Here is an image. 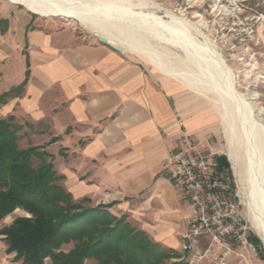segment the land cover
Instances as JSON below:
<instances>
[{
    "label": "crops",
    "instance_id": "0c3cea01",
    "mask_svg": "<svg viewBox=\"0 0 264 264\" xmlns=\"http://www.w3.org/2000/svg\"><path fill=\"white\" fill-rule=\"evenodd\" d=\"M16 87L21 90L1 107L0 119L14 116L24 125L23 138L33 144L46 138L42 146L60 144L61 156H78L80 200L95 199L114 214L158 210L150 215L164 223L185 217L187 231L189 202L163 176L162 164L186 146L179 135L189 127L181 100L142 63L73 27L41 28L22 11L3 8L0 95ZM169 224L141 230L174 247L178 238ZM6 249L0 237V264H20Z\"/></svg>",
    "mask_w": 264,
    "mask_h": 264
},
{
    "label": "rangeland",
    "instance_id": "374dc122",
    "mask_svg": "<svg viewBox=\"0 0 264 264\" xmlns=\"http://www.w3.org/2000/svg\"><path fill=\"white\" fill-rule=\"evenodd\" d=\"M79 1L84 0H76V2ZM141 1L155 3L157 6H160V9L155 8V10L149 6L150 8H145L144 12H140L138 14H147L152 18L164 17V21L170 22L171 19L167 17V12H170L175 16L187 20V22L191 24L189 28L187 27L189 37L199 45L204 44V48L200 45L202 47L201 49H218L217 51L222 54L227 62V65L230 67L231 71H233V78L238 92L252 104L256 115H258L256 118L264 125V0ZM139 2L140 0H133V5H138ZM3 8H5L6 11H22L24 14L31 16L33 21L41 28L51 25L70 26L77 29L82 34L97 38L95 31L85 27L80 22L75 20L61 17H39L26 10L23 6L10 3L8 0H0V11H2ZM137 8L138 7H136V9ZM132 34L134 37H138L143 42L149 41L153 48H156V51L164 55V61H166V65L169 68L174 70L177 69V71L183 70L189 73L193 71L197 72V69L190 63L189 57H187L188 55L181 49L155 41L150 37V35L144 32H141V34ZM110 43L116 42L110 41ZM126 54L142 63L151 74L165 83L167 89L172 90L176 94L177 98L181 100L184 119L187 120V122L186 120H184V122L189 129H185L187 132L183 129L184 132L182 131V133L185 134H180L179 138H181L180 136L185 135L184 138L186 137L202 154L222 158L223 160V166H220L218 163V169L223 172L224 177L230 183L232 192L234 194H238L240 197L242 210L245 215L250 234L256 238L263 252L262 259L257 251V256H250L247 253L248 261L243 260L239 256H234L229 260L228 264H264V238L256 229L252 217V207L257 203L258 195L256 190H254L250 184L251 177H249L250 175L248 176L247 173L246 168L248 163L243 153L244 142L241 134H239L240 137L238 138L239 141L237 142V149L233 148L236 156H238L237 160L240 164L239 175L235 169L236 159L233 160L232 157L235 155L230 153L231 145L227 137L226 122L223 118V108L222 106L220 107L221 103L219 98L214 95L195 93L188 89L181 80L173 79L162 74L157 66L152 65L145 57L130 50H127ZM19 90H21L20 87L12 88L9 93L15 94ZM5 94L8 93H3L2 95ZM15 122L21 128L19 133L20 148L27 149L33 146L41 148V152L44 151L50 155H53L52 153H59L60 156H44V160L47 163L52 162L55 170L60 175L64 174L67 176L61 183L68 190L73 191L74 199L76 201H83L84 199L80 200L77 188L79 181L82 179L78 175V156H61L63 149H59V146L61 147L60 144H56L55 146L46 144L45 146H42V143H46L44 142L46 138L36 139V141H34L35 144H33V142H30L28 138H23L25 134L23 123L17 120ZM189 124L192 125L189 126ZM240 142L243 144L241 145ZM40 163L41 159H34L33 161L34 166H37ZM68 170L71 172H68ZM163 176L165 175L163 174ZM243 181H245V184ZM96 202L97 201L94 199L91 203L84 202V205L96 207ZM114 210L115 208L113 211ZM156 211L158 210H136L132 208L128 209V211L124 214L129 217L128 221L138 229H141L142 227H150L161 230L162 228H165V226L171 225L169 223H173L175 227L174 235L178 238L177 245L174 247H169L168 245L164 246L175 249L182 257V260H185L190 264H214L209 258L200 259L199 255L195 256L181 251L180 244L183 241V235L187 232L186 231L183 234L185 231V217H172L169 222L164 223L150 215V213H156ZM23 215L26 214L19 209L4 222L8 223L15 217ZM115 215L118 217L123 216L117 212ZM262 215H264L263 212ZM4 222L0 224V229L6 226ZM72 248L73 244H69L65 245L63 250L69 251ZM204 249L205 246H200V251H203ZM46 262L47 264L52 263L49 259ZM170 262H176V260L169 261V264ZM86 264H96V262L89 260Z\"/></svg>",
    "mask_w": 264,
    "mask_h": 264
},
{
    "label": "trees",
    "instance_id": "16d2710c",
    "mask_svg": "<svg viewBox=\"0 0 264 264\" xmlns=\"http://www.w3.org/2000/svg\"><path fill=\"white\" fill-rule=\"evenodd\" d=\"M26 81L21 86L24 87ZM0 96V109L11 97ZM16 117L0 119V224L17 210L15 217L0 229L7 254H15L20 264H190L173 248L154 241L144 230L134 227L128 216L118 217L106 205L85 206L89 199L76 201L61 183L52 162L53 156L39 147L21 149V131ZM43 148V147H42ZM53 158V157H52ZM34 159H41L37 166ZM223 166L222 158H217ZM250 241L263 252L256 238ZM73 244L69 251L65 245Z\"/></svg>",
    "mask_w": 264,
    "mask_h": 264
},
{
    "label": "bare ground",
    "instance_id": "6f19581e",
    "mask_svg": "<svg viewBox=\"0 0 264 264\" xmlns=\"http://www.w3.org/2000/svg\"><path fill=\"white\" fill-rule=\"evenodd\" d=\"M8 1L23 6L39 17H61L78 21L95 31L97 35L109 41H115L124 50H130L145 57L152 65L157 66L162 74L181 80L191 91L218 97L220 107L223 108L227 137L231 145L230 153L235 155L232 157L233 160L236 159L235 169L239 175L240 164L233 148L237 149L239 134L244 142L243 153L248 163L247 173L251 177L250 184L258 195L257 203L252 207L253 222L264 238V215H262V212L264 214V125L256 118L258 115L252 104L238 92L233 71L222 54L217 51L218 49L210 48L209 50L206 47L208 50L201 49L204 44L200 46L189 37L187 27L189 28L191 24L187 20L170 12H167L170 22L164 21V17L152 18L147 14H138L144 12L145 8L160 9V6L155 3L141 0L138 5H133V0ZM141 32L150 35L155 41L184 51L197 72L189 73L169 68L164 61V55L156 51L149 41L143 42L132 34H141Z\"/></svg>",
    "mask_w": 264,
    "mask_h": 264
},
{
    "label": "built area",
    "instance_id": "2783aa9c",
    "mask_svg": "<svg viewBox=\"0 0 264 264\" xmlns=\"http://www.w3.org/2000/svg\"><path fill=\"white\" fill-rule=\"evenodd\" d=\"M184 136L180 139L186 146L162 164V173L190 205L181 251L209 258L214 264H228L234 256L248 261L247 253L257 256L240 197L218 169L217 158L202 154ZM200 246L205 249L200 251Z\"/></svg>",
    "mask_w": 264,
    "mask_h": 264
},
{
    "label": "water",
    "instance_id": "95a60500",
    "mask_svg": "<svg viewBox=\"0 0 264 264\" xmlns=\"http://www.w3.org/2000/svg\"><path fill=\"white\" fill-rule=\"evenodd\" d=\"M96 37L101 43L109 45L114 50H116V51H118L120 53H124L125 52V50H124V48L122 46H120V45H118L116 43H110V41L107 38L99 36V35L98 36L96 35Z\"/></svg>",
    "mask_w": 264,
    "mask_h": 264
}]
</instances>
